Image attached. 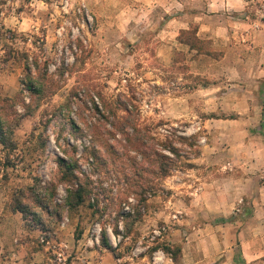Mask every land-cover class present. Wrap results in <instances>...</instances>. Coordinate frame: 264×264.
<instances>
[{
  "label": "clouds",
  "instance_id": "1",
  "mask_svg": "<svg viewBox=\"0 0 264 264\" xmlns=\"http://www.w3.org/2000/svg\"><path fill=\"white\" fill-rule=\"evenodd\" d=\"M0 264H264V0H0Z\"/></svg>",
  "mask_w": 264,
  "mask_h": 264
}]
</instances>
